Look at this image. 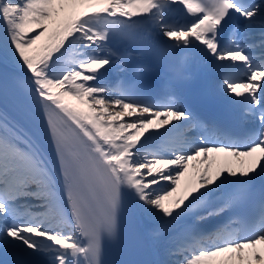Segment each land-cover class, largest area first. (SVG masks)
<instances>
[{
    "label": "snow or ice",
    "instance_id": "obj_1",
    "mask_svg": "<svg viewBox=\"0 0 264 264\" xmlns=\"http://www.w3.org/2000/svg\"><path fill=\"white\" fill-rule=\"evenodd\" d=\"M0 264H264V0H0Z\"/></svg>",
    "mask_w": 264,
    "mask_h": 264
}]
</instances>
